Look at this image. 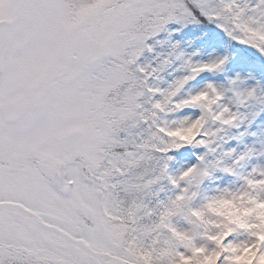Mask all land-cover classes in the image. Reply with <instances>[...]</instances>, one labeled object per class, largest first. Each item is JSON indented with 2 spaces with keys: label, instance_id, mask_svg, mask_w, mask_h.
I'll return each mask as SVG.
<instances>
[{
  "label": "snow or ice",
  "instance_id": "1",
  "mask_svg": "<svg viewBox=\"0 0 264 264\" xmlns=\"http://www.w3.org/2000/svg\"><path fill=\"white\" fill-rule=\"evenodd\" d=\"M0 264H264V0H0Z\"/></svg>",
  "mask_w": 264,
  "mask_h": 264
}]
</instances>
